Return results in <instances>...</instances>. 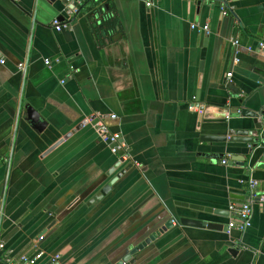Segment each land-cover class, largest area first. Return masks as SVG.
I'll return each instance as SVG.
<instances>
[{"label": "crops", "instance_id": "0c3cea01", "mask_svg": "<svg viewBox=\"0 0 264 264\" xmlns=\"http://www.w3.org/2000/svg\"><path fill=\"white\" fill-rule=\"evenodd\" d=\"M68 8L0 0V264L36 248L59 254L56 264H264V202L252 204L243 234L226 230L228 206L249 199L240 181L255 180L264 196V0ZM111 17L118 27L101 41L94 28ZM55 20L66 28L56 32ZM99 122L138 167L100 142ZM231 130L252 131V144L202 140ZM181 218L216 227L171 225Z\"/></svg>", "mask_w": 264, "mask_h": 264}, {"label": "built area", "instance_id": "2783aa9c", "mask_svg": "<svg viewBox=\"0 0 264 264\" xmlns=\"http://www.w3.org/2000/svg\"><path fill=\"white\" fill-rule=\"evenodd\" d=\"M66 5L70 8H68L69 13H77L79 7L82 6V4L89 2L91 0H65ZM146 8H151L154 5V0H141ZM228 0H221V2L226 3ZM221 12L222 14L226 13L225 8L222 6L221 7ZM54 29L56 32H60L62 29H65V25H62L58 20H55L53 22ZM191 30H196V31H201L202 33L207 34L209 31L208 25H190ZM232 46L234 48V63H238L239 60L237 58L238 52H239V41L233 40L232 41ZM259 50L264 49V45L262 43L259 44L258 46ZM248 52L251 51L250 48L246 49ZM3 63V61H1ZM45 66H50L49 61L44 62ZM25 68L26 64H19L18 65V71H20L22 74L25 73ZM227 78L231 77V73H228ZM109 118L111 120H115L116 116L115 115H110ZM95 131L98 134L99 140L101 143L105 144L109 150L110 153L118 159H120L122 162H130L131 164L133 163L134 166L138 167V164L133 161L132 162V157L130 156L128 149L126 145L123 143L121 137L117 133H113L109 130L108 126L99 122L94 125ZM261 145H249L250 151H254L257 148H260ZM264 154V150H263ZM227 159L222 160V164H226ZM241 184H243L246 189L249 192L248 195V201L243 202V203H231L228 206V211L233 215L229 219V222L227 224V231L230 232L232 231H237L240 234H243L250 226V219L252 215V204L254 201L258 202H264V196L258 195L257 193V182L253 179H249L246 181V183H243V181H240ZM171 225L173 227L179 226V222L177 220H171ZM43 238L39 237L38 241H41ZM0 251L6 252L5 251V246L4 243L0 242ZM4 264H40L43 261H47L48 264H56L60 256L59 254L55 255H48L46 252L43 250L36 248L33 254L30 255H20L18 257H12L10 253H5L4 254Z\"/></svg>", "mask_w": 264, "mask_h": 264}, {"label": "water", "instance_id": "95a60500", "mask_svg": "<svg viewBox=\"0 0 264 264\" xmlns=\"http://www.w3.org/2000/svg\"><path fill=\"white\" fill-rule=\"evenodd\" d=\"M202 0H198V3L200 4ZM203 61H204V50L201 53V62H200V76H199V81L201 79V73L203 70ZM25 111H26V116H27V120L35 125H39L41 126V119L39 117V115L30 107H25ZM241 117H249L254 119V121H258V119H260L261 115L260 113H255V112H251V111H247V110H242L240 112ZM257 129H261V125L256 126ZM253 134L252 131H228V135L227 136H204L202 137V140L204 142H226L228 141H234V142H243V143H251L253 142V138H251L250 136ZM224 160V159H222ZM222 160L220 161L222 163ZM244 164V163H243ZM116 181V179H112L111 182H109L106 186H104L101 191L98 193V195H96L95 197H93L92 202L98 201L99 199H101L104 195H106L108 193V191L110 190L111 186L113 185V183ZM183 207H189L191 209L194 210H198V211H202L205 213H213L212 209H207L204 207H200V206H194V205H186L184 203H178ZM180 225H184V226H191V227H196V228H203V227H207V228H215L216 225L214 224H207L204 223L203 221H197V220H192V219H186V218H181L179 221ZM227 230V229H226ZM128 259V257H127ZM126 259V260H127ZM125 260V261H126ZM129 264H134V260L130 259L129 260Z\"/></svg>", "mask_w": 264, "mask_h": 264}, {"label": "trees", "instance_id": "16d2710c", "mask_svg": "<svg viewBox=\"0 0 264 264\" xmlns=\"http://www.w3.org/2000/svg\"><path fill=\"white\" fill-rule=\"evenodd\" d=\"M92 13H94V12H92ZM90 15H92V14H90ZM117 27H118V21H117L116 17H111L110 19L103 21L100 26H97L96 28H94V32L96 35H98L99 39L101 38L100 39L101 41H104L107 39V37H106L107 34L114 31ZM101 35H102V37H99Z\"/></svg>", "mask_w": 264, "mask_h": 264}]
</instances>
